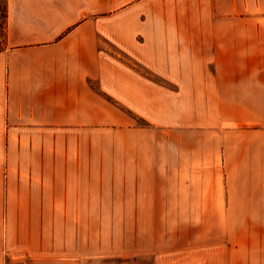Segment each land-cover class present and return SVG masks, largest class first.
Masks as SVG:
<instances>
[{
    "label": "crops",
    "instance_id": "1",
    "mask_svg": "<svg viewBox=\"0 0 264 264\" xmlns=\"http://www.w3.org/2000/svg\"><path fill=\"white\" fill-rule=\"evenodd\" d=\"M7 5L0 264H264V202L188 200L185 155L95 152L125 118L113 101L143 115L181 96L162 82L233 83L240 112L263 110L264 0Z\"/></svg>",
    "mask_w": 264,
    "mask_h": 264
},
{
    "label": "rangeland",
    "instance_id": "2",
    "mask_svg": "<svg viewBox=\"0 0 264 264\" xmlns=\"http://www.w3.org/2000/svg\"><path fill=\"white\" fill-rule=\"evenodd\" d=\"M218 84H225V89H219ZM161 85L171 93L182 90L181 96L163 97L160 106H147L143 115L133 114L111 99L125 118L115 117L109 129L98 131L95 152L185 155L190 161L183 169L193 171L192 177L184 179L188 193L183 196L188 200L264 202V108L253 103L252 108H242L248 112H240L228 88L233 83ZM187 93L192 96H184ZM189 212L228 214L233 210ZM112 264H150V260L130 258Z\"/></svg>",
    "mask_w": 264,
    "mask_h": 264
},
{
    "label": "trees",
    "instance_id": "3",
    "mask_svg": "<svg viewBox=\"0 0 264 264\" xmlns=\"http://www.w3.org/2000/svg\"><path fill=\"white\" fill-rule=\"evenodd\" d=\"M7 16H8L7 0H0V41L1 42L4 41Z\"/></svg>",
    "mask_w": 264,
    "mask_h": 264
}]
</instances>
